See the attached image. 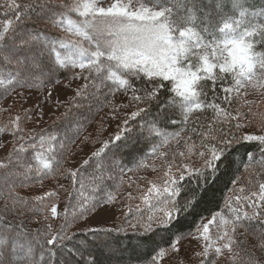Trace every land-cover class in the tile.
Wrapping results in <instances>:
<instances>
[{"label": "snow or ice", "instance_id": "snow-or-ice-1", "mask_svg": "<svg viewBox=\"0 0 264 264\" xmlns=\"http://www.w3.org/2000/svg\"><path fill=\"white\" fill-rule=\"evenodd\" d=\"M0 9V99L12 98L0 105V150H6L0 156V264H52L74 239V223L117 204L124 205L123 223L87 228L85 239L67 248L70 256L97 264L89 249L111 248L113 233L132 232L152 244L146 264H264V6L257 10L248 0H0ZM74 81L83 83L69 104L89 99L90 107L108 108L113 120L134 108L78 168L66 166L74 154L70 127L37 132L27 127L33 109L16 110L32 92H46L47 99L51 89ZM118 95L127 103H116ZM153 105L157 115L145 119ZM169 126L178 127L170 132ZM133 127L147 150L131 166L115 154L106 163L109 145L127 139ZM243 142L256 143L260 158L247 153L249 163L221 205L188 233L154 240L158 229L169 232L198 203L208 171L215 175L228 149ZM147 171L154 175L139 174ZM60 178L71 181L72 192ZM45 179L57 186L39 196L18 191ZM186 181L197 187L186 189ZM184 240L199 249L187 258Z\"/></svg>", "mask_w": 264, "mask_h": 264}, {"label": "trees", "instance_id": "trees-1", "mask_svg": "<svg viewBox=\"0 0 264 264\" xmlns=\"http://www.w3.org/2000/svg\"><path fill=\"white\" fill-rule=\"evenodd\" d=\"M20 2H24V0H20ZM248 4L255 6L258 10L259 7L264 6V0H248ZM2 11L3 9H0V12ZM40 27H43V25L41 24ZM59 78L63 80L64 83L68 82L66 75L63 73L59 76ZM80 83H83V81H79V84ZM68 99L69 98L58 105L57 112L50 114L45 118L31 108L33 109L32 120L28 122L27 127L29 129L35 128L37 132H40L41 130L53 129L63 130L66 127H70L72 131L69 132V135L75 139V144H69V151L74 154L70 155L69 165L66 166L78 168L83 164L84 160L89 159L93 151H96L101 147V144L96 141H103L113 136L117 130V124L121 123L123 116L126 115L127 112L134 110V108L125 109L120 119L113 120L109 116L108 108L98 110L95 106L90 107V103L92 102L89 99L77 98L72 104L68 103ZM115 102L127 103L125 97L122 95H118L115 98ZM10 104H12L11 97L0 99V105L7 106ZM23 108H27L24 106V103L22 107H17L16 110L22 111ZM261 111H264V107L261 108ZM65 113H68L67 117L64 116ZM156 115L157 109L155 105H153L145 119L151 120ZM6 117L7 114L5 113L4 118L6 119ZM130 124L134 125L135 122H130ZM177 127L178 126H169L168 131H175L177 130ZM77 128L80 129L78 139H76L75 136ZM244 131L252 132L254 129L247 128L244 129ZM137 132L138 129L133 127V132L131 134H125V136L128 137L127 139L122 138L121 141L110 144L109 149L106 150L108 151V157L105 158V162H109L112 155L115 154L117 158H123V163L131 166L134 162V158L141 156L148 148L143 139H137ZM85 137H89L88 142L86 144H81L80 142L84 140ZM5 151L6 150L0 152V156H3ZM248 152H252L255 155V159L257 161L259 160L260 150L256 143L243 142L232 145L225 153L226 159H224L223 164L220 165L215 175H213L211 170H209L207 173V183L201 181L198 186V192L200 194L198 203H196L193 208H190L188 212L183 213L179 217L178 221L173 223L169 232L158 229L157 233L153 235V239L160 241L161 236L167 239L172 233L178 231L188 233L194 229L195 225L200 221L202 216L210 217L211 213L221 205L224 194L227 189L231 187V180L243 174L244 165L249 163L247 159ZM253 164H255V161H253ZM94 167L95 160L91 161L89 165L84 167L85 175L91 173ZM139 174L147 175L149 178L154 175V173L150 171L141 172ZM59 183L63 184L68 192L73 191L71 181L69 179L60 178ZM185 183L186 189L187 187H197L194 183L189 184L187 181ZM56 186L55 180L45 179L43 185L35 183L30 188L19 189L18 191H20L22 195L39 196ZM185 198V193H182L180 197L181 204L184 203ZM66 203V193L61 191L59 205L61 210H63ZM117 205L121 206V210L113 223L97 227H112L114 224L119 227L123 223L121 212L125 210L124 205ZM83 222L84 220H79L69 229V234L76 233V235L73 240L66 242L67 248H72L73 245H78L80 240L85 239L87 228L82 226ZM59 223L60 221H57L56 226H58ZM87 236L91 239L90 233H88ZM252 242L253 238L249 237V245ZM67 248L57 251V255L52 258V264H72L74 261H78L79 264H83V261H81L79 257L70 256L67 253ZM89 250L93 253L97 264H146L152 250V244L141 243L132 232L113 233L111 248L93 247ZM196 250L199 249L195 241H183L181 251L182 256L187 258L192 255L193 251ZM164 264H169L167 259L164 261Z\"/></svg>", "mask_w": 264, "mask_h": 264}, {"label": "rangeland", "instance_id": "rangeland-1", "mask_svg": "<svg viewBox=\"0 0 264 264\" xmlns=\"http://www.w3.org/2000/svg\"><path fill=\"white\" fill-rule=\"evenodd\" d=\"M78 84L79 81H74L72 83V86L69 88H64L60 85H57L54 89H51L52 95L50 98L47 99L46 92L34 91L27 99V102L24 103V106L27 108H33L36 112H38L42 117L45 118L50 114L57 112L58 105L67 98L73 96L74 88ZM2 151L3 150H0V152ZM120 210V205L109 207L107 210H98L96 213L89 215L88 218L84 220L82 226L84 228H89L102 226L105 224H112Z\"/></svg>", "mask_w": 264, "mask_h": 264}]
</instances>
